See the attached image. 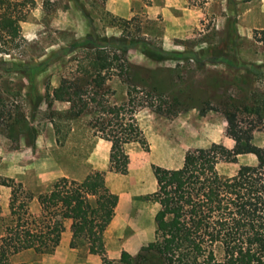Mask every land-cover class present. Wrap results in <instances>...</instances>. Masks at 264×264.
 <instances>
[{"label":"rangeland","instance_id":"1","mask_svg":"<svg viewBox=\"0 0 264 264\" xmlns=\"http://www.w3.org/2000/svg\"><path fill=\"white\" fill-rule=\"evenodd\" d=\"M34 1L20 23L23 43L0 56L3 116L29 124L34 142L28 145L23 122L12 138L0 125V179L21 184L31 196L28 211L36 216L37 195L48 192L57 179L79 181L91 171L107 175V187L120 198L119 208L129 211L130 221L119 211L121 222L107 234V251L89 254L83 237L70 247L67 236L70 240L75 215L61 209L54 216L60 246L42 254L22 250L7 264H131L153 239L159 207L151 196L156 190L153 166L180 167L197 149L214 144L232 148L234 141L226 133L230 113L239 127L254 128L253 143L264 146V0H139L141 5L130 0L125 13L117 14L107 8V0ZM88 34L121 39L128 48L129 76L107 72L114 75L105 82V98L120 104L134 88L136 102L146 100L136 112L142 137L124 145L125 175L109 171V142L92 133L88 115L62 121V143H57L51 116L60 112L54 120H62L69 103L54 101L51 109L43 101L34 104L35 96H44L71 75L73 59L83 51L67 49ZM141 48L170 55L155 60ZM243 165H256L255 157L240 155L235 163L219 162L216 169L225 178ZM10 192L0 184V236L11 222Z\"/></svg>","mask_w":264,"mask_h":264},{"label":"trees","instance_id":"2","mask_svg":"<svg viewBox=\"0 0 264 264\" xmlns=\"http://www.w3.org/2000/svg\"><path fill=\"white\" fill-rule=\"evenodd\" d=\"M34 5V0H0V56L23 43L20 23ZM127 49L121 39H99L90 34L73 41L67 51H83L73 59V72L62 77L50 92L46 89L44 96H35L34 102L38 107L43 101L47 109L54 101L69 103L62 120H54L55 113L60 112L51 116L57 143H62V121L88 115L92 133L109 142V171L121 175L127 173L128 164L124 145L142 137L136 112L146 101L136 102L134 88L128 89L127 100L120 104L104 96L105 82L114 75L107 72L129 76L131 66L124 56ZM141 50L155 60L170 55L160 49ZM3 64L0 58V69ZM4 103L0 98V125L12 138L24 120H12L10 114L3 116ZM23 124L28 132L27 143L32 146L33 129ZM253 131L239 127L235 114L230 113L226 133L234 141L232 148L214 144L197 149L180 167L153 166L156 190L151 196L159 206L153 218V239L139 249L131 264H264V146L253 143ZM244 154H252L256 165L240 166L225 178L218 174L219 162L235 163L238 155ZM0 184L11 188V222L0 236V264H7L10 256L22 250L52 252L60 242L54 216L65 208L75 215L70 224V247L83 237L89 254L102 251L103 233L118 202L103 175L90 173L80 181L57 179L48 192L37 195L40 211L36 216L28 211L31 196L20 183L0 179ZM103 264L116 263L108 260Z\"/></svg>","mask_w":264,"mask_h":264},{"label":"crops","instance_id":"3","mask_svg":"<svg viewBox=\"0 0 264 264\" xmlns=\"http://www.w3.org/2000/svg\"><path fill=\"white\" fill-rule=\"evenodd\" d=\"M129 1L130 0H107L106 1V5H107V8L112 12V13H115V14H117V13H121V12H123V13H125V11H124V9L126 8L125 7V5L127 4V2L129 3ZM133 1V3L134 4H140L141 5V2L139 1V0H132ZM123 6L122 8L123 9H121L120 8V6ZM148 7V6H147ZM128 14H130L132 11H131V9L128 7L127 8V11H126ZM238 156H240V155H238ZM128 169V168H127ZM90 173H93L92 171L90 172ZM90 173H87V174H90ZM87 174H85L84 175V177L87 175ZM83 177V178H84ZM82 178V179H83ZM82 179H80V180H82ZM104 179H105V183H106V185H108V181H109V179H111V178H109L107 175H104ZM79 180V181H80ZM156 184V183H155ZM120 203H121V201H120V198L118 199V202H117V205H116V207H115V209H114V214H113V216H112V219H111V221H110V223L108 224V226L106 227V229H105V231H104V233H103V242H104V245H103V249H105L106 251H107V240H106V237H107V234H108V232L110 231V229H114V227H116L115 226V224H117V223H120L121 222V218H120V216H117L119 213V211H122L123 212V214H124V217H125V220L126 219H129V218H126V213L123 211V210H121V208H119V206H120ZM118 208H119V210H118ZM118 213V214H117ZM154 221V220H153ZM127 226V225H126ZM70 237H71V232H70ZM67 238H68V242L70 241L69 240V237L67 236ZM60 240H61V238H60ZM67 241V240H66ZM59 244H60V242H59ZM62 245V244H61ZM60 246V245H59ZM74 249V248H73Z\"/></svg>","mask_w":264,"mask_h":264},{"label":"bare ground","instance_id":"4","mask_svg":"<svg viewBox=\"0 0 264 264\" xmlns=\"http://www.w3.org/2000/svg\"><path fill=\"white\" fill-rule=\"evenodd\" d=\"M131 213V212H130ZM126 215V218H128L129 217V211L125 214ZM133 217V216H132ZM129 221H130V219H129ZM135 221V220H134ZM128 223H130V222H128ZM133 223V222H132ZM135 223V222H134ZM129 225V224H128ZM125 227V226H124ZM134 228V227H133ZM135 229V228H134Z\"/></svg>","mask_w":264,"mask_h":264}]
</instances>
